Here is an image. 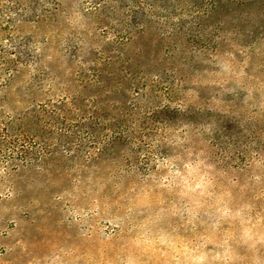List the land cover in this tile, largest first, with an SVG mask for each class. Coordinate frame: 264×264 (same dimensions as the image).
<instances>
[{
  "label": "rangeland",
  "instance_id": "rangeland-1",
  "mask_svg": "<svg viewBox=\"0 0 264 264\" xmlns=\"http://www.w3.org/2000/svg\"><path fill=\"white\" fill-rule=\"evenodd\" d=\"M0 264H264V0H0Z\"/></svg>",
  "mask_w": 264,
  "mask_h": 264
}]
</instances>
